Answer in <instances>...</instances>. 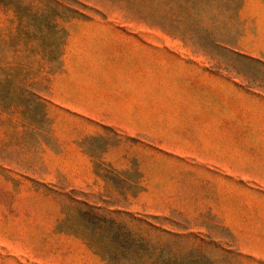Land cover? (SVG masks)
<instances>
[{"label": "rangeland", "instance_id": "obj_1", "mask_svg": "<svg viewBox=\"0 0 264 264\" xmlns=\"http://www.w3.org/2000/svg\"><path fill=\"white\" fill-rule=\"evenodd\" d=\"M263 26L264 0H0V264H106L73 201L141 264H264Z\"/></svg>", "mask_w": 264, "mask_h": 264}, {"label": "trees", "instance_id": "obj_2", "mask_svg": "<svg viewBox=\"0 0 264 264\" xmlns=\"http://www.w3.org/2000/svg\"><path fill=\"white\" fill-rule=\"evenodd\" d=\"M73 203L75 206L70 208L72 219L76 220L80 227H67L65 230L75 233L74 229H81L86 236L84 241L88 246L96 245L97 254L106 264L142 263L147 244L143 243L136 234L115 218L98 214L99 212L97 213V210L86 202L73 201ZM77 206L85 209L80 210Z\"/></svg>", "mask_w": 264, "mask_h": 264}, {"label": "crops", "instance_id": "obj_3", "mask_svg": "<svg viewBox=\"0 0 264 264\" xmlns=\"http://www.w3.org/2000/svg\"><path fill=\"white\" fill-rule=\"evenodd\" d=\"M259 46L264 48V26L261 28L258 35Z\"/></svg>", "mask_w": 264, "mask_h": 264}]
</instances>
